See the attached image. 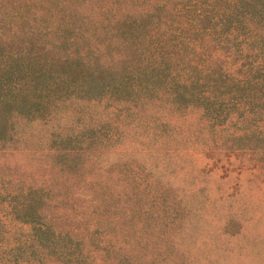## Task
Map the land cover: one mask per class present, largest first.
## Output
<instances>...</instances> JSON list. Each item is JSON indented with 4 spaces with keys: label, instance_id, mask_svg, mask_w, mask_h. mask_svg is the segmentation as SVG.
Returning <instances> with one entry per match:
<instances>
[{
    "label": "trees",
    "instance_id": "obj_1",
    "mask_svg": "<svg viewBox=\"0 0 264 264\" xmlns=\"http://www.w3.org/2000/svg\"><path fill=\"white\" fill-rule=\"evenodd\" d=\"M92 1L0 0V151L14 140V118L91 120L73 104L103 102L116 125L64 127L51 140L62 168L87 169L100 153L93 143L118 144L120 126L135 130L142 146L181 137L202 154L229 145L264 164V0H124L134 12ZM78 8L107 19L99 26L107 37L94 46L76 24ZM124 172L115 178L132 170ZM123 183L102 192L120 201ZM48 193L11 186L0 174V264H143L139 234L104 224L134 218L121 205L110 218H93L108 212L110 198L88 203L67 230L63 210L48 212Z\"/></svg>",
    "mask_w": 264,
    "mask_h": 264
},
{
    "label": "rangeland",
    "instance_id": "obj_2",
    "mask_svg": "<svg viewBox=\"0 0 264 264\" xmlns=\"http://www.w3.org/2000/svg\"><path fill=\"white\" fill-rule=\"evenodd\" d=\"M112 1L101 0V4L134 12L124 0ZM99 4L92 1L90 7ZM75 17L77 25L88 28L85 42L89 45L97 43L95 37H107L99 28L107 19L97 18L86 8H78ZM73 106L93 118L76 122L72 116L47 123L13 119L14 140L11 147L0 151V174L11 186L48 188V212L54 215L63 210L60 225L67 230L78 226L80 208L88 203L96 208L104 197L110 198L108 212L97 209L93 218L97 213L110 218L120 205L125 213L133 214L134 218H110L104 224L110 223V228L123 234H139L143 264H264V164L256 156L233 153L227 149L229 145L202 154L199 147L182 144L181 137L178 141L159 138L142 146L135 130L120 126L121 142L93 143V148L100 150L90 157L94 163L89 162L80 173L67 170L62 168L66 159L51 140H56L64 127L75 132L86 123L116 125L117 119L103 102ZM169 152H174L173 158ZM128 169L132 172L115 178L117 171L124 174ZM115 181L125 182L120 201L101 189Z\"/></svg>",
    "mask_w": 264,
    "mask_h": 264
}]
</instances>
